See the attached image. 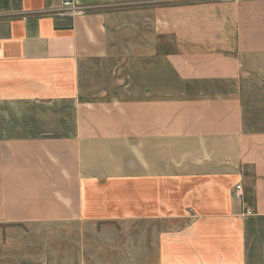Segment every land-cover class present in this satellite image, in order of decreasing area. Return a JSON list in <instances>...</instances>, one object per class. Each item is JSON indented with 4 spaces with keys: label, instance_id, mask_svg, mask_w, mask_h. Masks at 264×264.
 <instances>
[{
    "label": "crops",
    "instance_id": "1",
    "mask_svg": "<svg viewBox=\"0 0 264 264\" xmlns=\"http://www.w3.org/2000/svg\"><path fill=\"white\" fill-rule=\"evenodd\" d=\"M74 4L0 0V264H264V0Z\"/></svg>",
    "mask_w": 264,
    "mask_h": 264
},
{
    "label": "rangeland",
    "instance_id": "2",
    "mask_svg": "<svg viewBox=\"0 0 264 264\" xmlns=\"http://www.w3.org/2000/svg\"><path fill=\"white\" fill-rule=\"evenodd\" d=\"M158 208L159 206L149 205L148 212L157 213ZM92 227L94 228V226ZM97 228V232L90 229V234L88 239H86L93 246H99L97 249L94 248L90 251V260L118 262L130 255L131 247L135 245L143 248L148 247V231L153 233L156 231L158 233L167 227L162 222L156 220L148 221V219H140L104 221ZM141 259H148V255L143 256Z\"/></svg>",
    "mask_w": 264,
    "mask_h": 264
},
{
    "label": "built area",
    "instance_id": "3",
    "mask_svg": "<svg viewBox=\"0 0 264 264\" xmlns=\"http://www.w3.org/2000/svg\"><path fill=\"white\" fill-rule=\"evenodd\" d=\"M62 6L66 9V10H70V11H75V12H80L79 8L74 4V0H60ZM234 196L239 198V199H243V194H242V188H241V184H236L235 185V189H234ZM245 214H251L252 211L249 210L248 208H246L244 210Z\"/></svg>",
    "mask_w": 264,
    "mask_h": 264
}]
</instances>
